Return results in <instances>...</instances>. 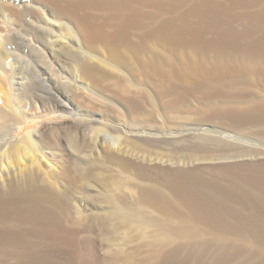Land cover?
Wrapping results in <instances>:
<instances>
[{
  "label": "bare ground",
  "instance_id": "bare-ground-1",
  "mask_svg": "<svg viewBox=\"0 0 264 264\" xmlns=\"http://www.w3.org/2000/svg\"><path fill=\"white\" fill-rule=\"evenodd\" d=\"M75 1L121 13H110L112 29L105 31L66 9L56 12L65 21L54 17L55 9L46 10L38 20L40 47L18 38L20 52H41L46 65L30 68L26 60L4 68L9 52L0 46V131L14 138L0 147V169L14 163L13 178L0 185V237L21 239L10 244L16 253L32 250L36 245L25 241V234L37 224L52 226L65 217L58 206L59 189H80L84 183L102 189L95 200L113 208L111 215L125 237L148 239L161 248L168 242L187 244L208 234H229L221 226H205L211 220L203 213L208 202H264L253 194L264 186V160L240 161L264 157V45L251 40L253 27L237 31L229 26L210 40L200 37L189 19L203 13H168L174 19L165 20L159 13L130 11L123 0ZM130 1L164 5L162 0ZM5 10L18 13L13 7ZM131 28L138 31L135 41L129 37ZM57 31L69 32L72 40L44 38ZM260 37L264 40V33ZM96 53L106 54V60ZM33 110L38 112L29 114ZM110 112L124 120L111 121ZM51 114L56 125L15 138L32 117ZM198 128L203 131L175 139L143 140L130 134ZM128 155L199 166L150 168ZM22 160L27 166H21ZM14 215L17 222L12 223Z\"/></svg>",
  "mask_w": 264,
  "mask_h": 264
},
{
  "label": "rangeland",
  "instance_id": "rangeland-1",
  "mask_svg": "<svg viewBox=\"0 0 264 264\" xmlns=\"http://www.w3.org/2000/svg\"><path fill=\"white\" fill-rule=\"evenodd\" d=\"M123 1L127 2L128 6L130 5V11L137 10L139 13H146V11L148 13H159L161 17L165 18V20L174 19L173 14L168 13H203L202 15L205 17L197 16L194 18L190 17L189 19L192 20L191 22H193L194 28H197V33L200 34V37L204 39H216L217 33H224L223 31L227 30L229 26L237 31L253 27L252 30L256 34H252L251 40H254V42L257 43L259 41L264 45V40H261L260 37L261 34L263 35L264 33V14H262L264 13V0H162L165 7L163 4H160V8L156 5L143 2L135 3L130 0ZM68 4H70V6ZM144 5L145 7H143ZM8 7H13V9L19 14L15 13V16L11 15L5 10ZM71 7L72 9H75L72 10ZM62 8L64 10L66 9V11L68 10L67 12H70L72 16L75 14L76 17L80 16L79 18L84 20L86 18L87 20L85 21L88 24L90 23L89 25H91V27H98L105 31H111L112 29L110 25L111 21H109L110 13H121V11H117L116 9H105L90 4L84 5V3L75 0H0V34L4 35L2 41H0V46L2 45L9 52V55L4 62V68L9 67L11 64H16V62L20 63L26 60L30 62V68H33V65L35 64L41 65L43 62V65H46L45 58L41 52L32 53L30 55H28L27 50H21L20 52V50H18L20 44L18 38L19 36L27 37L32 45L40 47L42 40H37L39 26L38 20L40 21L42 13H47L46 10L48 9H55V11H53L55 14L54 17H57V13H59ZM191 8H193V11H191ZM21 10L23 11L21 12ZM214 13H220L221 15L219 14L218 16V14ZM58 19L65 21V19L60 18V16H58ZM256 25L260 27V29L256 27ZM70 26L72 27L71 24ZM152 26V23H148L149 28ZM210 29L213 30L211 31ZM130 30L131 33L129 37L132 41H135L138 36V31L132 28ZM57 32L58 33H54L53 37H51V34H45L44 38L49 42H52L55 37L59 39L71 38L70 40H72L69 32ZM8 35L11 37L6 38ZM219 36L220 35H218V37ZM255 36H257L256 38L259 40L256 39ZM99 46L102 47L103 45L100 43ZM96 55L106 60V54L96 53ZM16 66H18V64H16ZM3 75L4 73L0 70V76ZM147 108L150 109L148 106ZM25 109L26 108H24V110ZM33 111L28 112L32 115H35L38 112L36 110ZM102 114L103 113H98L97 116H101ZM113 114L112 112L108 113L111 121L115 122L117 120H124V118L120 117L116 112L114 115ZM53 118H55V114H51L43 119L37 118L36 116L32 117L30 123L27 124L25 128L16 131L14 136L17 139H20V137L28 130H34L36 135L37 133H43L52 125L57 124L51 122V119ZM70 119L72 120V117H69V120ZM201 129L202 128L196 130L186 129L171 134L163 132L161 134L152 132L147 134L146 131H143L140 134H130L138 135L143 140H148L153 137L156 139H175L176 137L178 138V136L181 137V135L184 136L192 135L197 132L199 133L203 131ZM207 129L208 128H204V131L206 132L209 130ZM192 130H195L196 132H193ZM13 139L14 138L10 137L8 133L6 134L0 131V147L5 142L8 143V141ZM3 149L4 148L1 150ZM128 156L125 157H131V155ZM131 159L135 161L137 160V162L140 161L147 166L149 165L150 168L156 166L165 170L174 169V171L177 169L189 170L199 166L197 163L191 164L186 162L184 164H174L164 161V163L162 162L161 164V162L155 163L153 161H142L134 156H132ZM262 159L264 160V157H251V159L245 158L240 161L244 160L250 162L251 160L259 161ZM22 161L21 166H27V161ZM8 162L9 163H3L1 166L0 185L4 184L8 179L10 180L14 176L12 171L14 163L11 160ZM48 162L49 160L46 161V159L42 161L44 165H47V170L50 169L48 168ZM228 163H233V161ZM44 165L43 167H45ZM54 171H57V169ZM84 184L82 185L83 189H79V187L75 190L65 188L63 190L62 187L59 189L61 195L58 206L60 210L64 211L65 217L62 219V223L52 226L49 225L42 227L43 225L39 226L40 224H37L36 228L33 229L31 233L25 234V241L32 242L33 240L36 245L32 250L26 253H16L10 244H15L17 241L19 242L22 240L18 237H11L5 241L4 237H0V253L4 252V254H0V264H264V202L256 204V206H248L245 204L244 206H238L235 203L232 204L225 202L226 204H223L214 199L212 200L213 202H208V209L203 210V213L207 212L206 214H210L209 216L211 217V220L209 219L208 222H206V224L208 223L211 225L209 226L205 224V226L209 228L212 226H214L213 228H220L221 226V231L227 229L226 232L229 234L223 235L222 237L208 234L202 238L192 240L187 244L168 242L164 247L160 248L153 243L151 244L148 239H140L137 237L129 238L125 237L123 234L121 235L120 228L122 226L110 212L113 208L109 205L107 206L100 200H95V195H98L102 189L96 184H93V187L89 185L87 186V183ZM253 194L255 196L257 195L261 201H264V186L261 188L258 187ZM91 196L92 198H90ZM209 203L212 204L209 206ZM218 205L219 207H217ZM16 218L17 217L14 215V217L10 219L11 222H17ZM201 226L205 227L204 224H201ZM19 228L24 229V226H17L16 229Z\"/></svg>",
  "mask_w": 264,
  "mask_h": 264
}]
</instances>
